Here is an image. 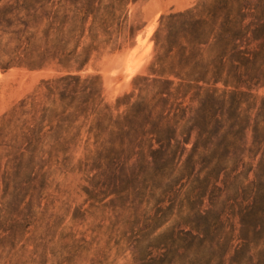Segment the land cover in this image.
<instances>
[{
  "label": "rangeland",
  "instance_id": "rangeland-1",
  "mask_svg": "<svg viewBox=\"0 0 264 264\" xmlns=\"http://www.w3.org/2000/svg\"><path fill=\"white\" fill-rule=\"evenodd\" d=\"M201 1L0 0V25H12L10 31L27 25L23 37L35 43L42 40L46 25H84L80 43L92 45V50L81 74L100 76L104 101L112 105L117 97L136 93L135 76L149 73L157 27L165 24L168 15ZM244 1L248 5L240 14L231 12V23L219 11L217 25L223 21L224 25H262L264 10L257 9L264 7L262 0ZM204 18L211 25L210 17ZM241 18L239 24L233 22ZM91 35H96L93 42ZM10 37L0 35V65L13 57L7 53L15 46ZM16 55L15 61L22 59L20 49ZM55 73L51 65L34 71L16 66L0 69V125L13 111L44 105L41 80ZM216 88L225 89L222 84ZM248 93L235 135L229 138L228 159L200 173L197 163L182 170L180 164L173 172L148 168V187L136 189V195L117 180L122 160L101 175L105 166L93 165L92 155L81 144L57 157L45 153L28 159L22 150L27 168L21 165L24 173L17 174L15 181L22 183L13 197V163H9L13 154L6 156L11 149L0 148V264H264V215L245 217L253 203L246 188L255 182L264 151V139L260 146L252 145L253 126L261 121L264 84ZM28 119L29 115L19 118ZM9 138L1 139L7 143ZM194 160L202 165L211 162L208 157ZM262 194L258 196L264 201ZM255 207L263 210L260 204Z\"/></svg>",
  "mask_w": 264,
  "mask_h": 264
},
{
  "label": "trees",
  "instance_id": "trees-1",
  "mask_svg": "<svg viewBox=\"0 0 264 264\" xmlns=\"http://www.w3.org/2000/svg\"><path fill=\"white\" fill-rule=\"evenodd\" d=\"M246 5L244 0H203L192 9L168 15L153 35L155 53L149 73L135 76L132 81L136 93L117 97L112 105L104 101L100 76L81 74L92 50V45L80 43L84 25H46L37 43L23 37L27 25L13 31L9 29L12 25H0V35L10 34L9 42H15L12 51L7 52L13 57L0 65L1 70L16 66L34 71L51 65L56 72L41 80L44 105L13 111L0 125V148L11 149L6 156L13 154L9 161L13 163L12 196L16 197L22 183L15 181L23 172L22 150L28 153V159L45 153L57 157L82 144L84 151L92 155L89 158L93 165L105 166L101 175L122 160L117 180L135 195L148 187V168L173 172L180 164L182 170L197 163L200 173L210 165L212 169L219 167L230 155L229 138L234 137V128L239 125L243 98L249 97L253 86L264 84V23L224 25L223 21L217 25L219 11L224 12L226 23H231V12L238 15ZM257 9L263 11L264 7L258 5ZM204 15L210 17L211 25H207ZM91 37L93 42L96 35ZM252 43L255 49L250 50ZM19 49L22 59L15 61ZM218 84L225 89L219 91ZM24 115L29 119L20 121ZM258 116L261 121L252 129L255 147L264 139V98ZM8 135L4 143L1 138ZM195 156L197 160L208 157L211 162L202 165L194 160ZM133 157L136 163L127 166ZM23 167L27 168L25 164ZM254 181L246 188L253 203L247 207L245 217L264 215V201L258 196L264 193V151ZM259 204L263 210L256 209Z\"/></svg>",
  "mask_w": 264,
  "mask_h": 264
}]
</instances>
